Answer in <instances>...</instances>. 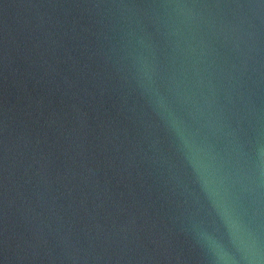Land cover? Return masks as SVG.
<instances>
[{
    "label": "water",
    "instance_id": "95a60500",
    "mask_svg": "<svg viewBox=\"0 0 264 264\" xmlns=\"http://www.w3.org/2000/svg\"><path fill=\"white\" fill-rule=\"evenodd\" d=\"M202 233L264 249V0H0V264H215Z\"/></svg>",
    "mask_w": 264,
    "mask_h": 264
},
{
    "label": "clouds",
    "instance_id": "9594fccd",
    "mask_svg": "<svg viewBox=\"0 0 264 264\" xmlns=\"http://www.w3.org/2000/svg\"><path fill=\"white\" fill-rule=\"evenodd\" d=\"M235 227L234 221L229 222L230 231ZM201 238L206 242L215 259V264H264V249L259 246L255 239L236 245L240 253L239 258H237L226 252L222 245L210 234L202 233Z\"/></svg>",
    "mask_w": 264,
    "mask_h": 264
}]
</instances>
